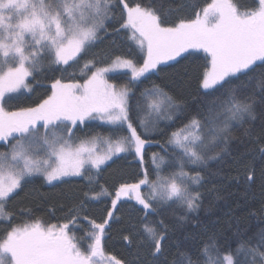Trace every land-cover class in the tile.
Segmentation results:
<instances>
[{"label":"snow or ice","instance_id":"1","mask_svg":"<svg viewBox=\"0 0 264 264\" xmlns=\"http://www.w3.org/2000/svg\"><path fill=\"white\" fill-rule=\"evenodd\" d=\"M186 7L183 0L176 5H166L165 0L134 4L127 0H0V140L8 141L11 137L14 141L9 144V151L0 152V220L9 223L0 239V264H168L165 255L168 229L162 219L160 231L148 224L143 226L148 241L146 255L150 258L147 262L139 252L130 262L106 254L103 238L122 196L134 194L145 216L160 215L170 201L187 212L197 211L201 194L191 191L189 185L200 184L204 177L200 172L192 175L183 171V165L179 173L158 176L156 181L150 182L145 171L137 183L121 184L111 201V210L99 223L89 219L83 200L71 210L69 222L63 224H44L37 218L33 222L12 225L11 213L5 208L7 200L23 188L27 178L35 175L42 176L48 184L67 182V177L83 175L86 164L99 170L113 156L133 147L143 163L144 146L148 141L133 126L129 89L117 88L104 78L117 68L131 69L132 78L136 80L158 64L175 60L190 49L206 53L210 67L203 73L201 87L204 90L226 88L224 99L209 102L204 118L193 116L171 134L168 143L181 149L189 163L201 165L208 159L230 154L229 146L233 141L254 145L246 153L251 160L238 177L242 176L246 187L256 182L257 169L252 161L259 160L264 165V0H253V5L244 12L232 0H211L194 11L191 19L181 15ZM117 8L119 26L113 31L131 30V39L141 51H146L141 66L135 65L132 59L116 56L109 66L97 67L83 83L55 79L51 83V94L34 106L17 111L4 107L5 95L29 87L27 78L33 76L44 61L49 65L71 67L70 62H78L86 55L101 39L100 31L107 34L106 21L116 20L114 10ZM90 65L95 66L94 60L86 61L84 68L90 70ZM257 77L261 78L257 83L259 91L247 92L248 84ZM232 78L239 83H234ZM141 96L147 101V107L158 114L178 107L172 97L159 88L145 90ZM136 108L138 111L141 108L140 101ZM97 116L109 124L127 125L130 133L107 140V151L103 155L87 147L89 141H81L73 147L65 138L71 137L77 122ZM164 118L171 119V115ZM232 122L242 129L239 136L233 135ZM61 125H64L62 129ZM139 125L147 134L149 125L143 119L139 120ZM155 126V123L151 125ZM57 129L64 134H58ZM209 150L214 155H206ZM157 159L154 153L153 162ZM156 166L159 168L160 164ZM259 179L264 182V166ZM141 185H149L147 196L141 193ZM107 194V190L101 188L91 196L87 192L84 196L99 200ZM81 218L90 224L91 230L78 238L71 232L70 225L75 226ZM255 237V245L252 238H248L234 252L223 256L214 238L209 237L198 256L204 258V264H264V228ZM121 240L128 248L144 247V241L138 243V237L131 231L122 234ZM84 241H90L86 247ZM241 252L245 253L244 260L237 258ZM171 264H200V260L193 259L188 252H180L179 258Z\"/></svg>","mask_w":264,"mask_h":264},{"label":"trees","instance_id":"2","mask_svg":"<svg viewBox=\"0 0 264 264\" xmlns=\"http://www.w3.org/2000/svg\"><path fill=\"white\" fill-rule=\"evenodd\" d=\"M127 2L147 3L148 0H127ZM180 2L181 0H165L166 5H176ZM183 2L187 7L181 15L191 19L194 18V11L211 0H183ZM232 3L244 12L253 5V0H232ZM114 11L116 20L106 21L107 34L101 30L99 33L101 39L97 40L78 62H70L71 67H69L49 65L44 61L38 65L33 76L29 77L28 90L24 89L5 97L4 107L9 111H17L22 107L34 106L41 98L51 94V83L55 79H62L65 83H83L97 67L108 65L116 56L132 59L135 65L141 66L146 57L145 52L141 51L136 41L131 39L132 32L129 29H122L118 33L113 31L114 27L119 26L120 16L119 8ZM88 60L95 62L94 67L90 65V70L84 68ZM209 61L210 57L206 53L194 50L184 53L175 61L160 65L156 72H150L136 80H133L129 72L110 74L109 82L130 90L129 105L133 126L136 127L137 133L148 141L144 148L143 163L138 161L133 148H130L114 156L99 170L86 168L83 175L66 178L67 182L57 181L48 184L40 175L29 177L23 188L17 190V194L12 195L5 204L6 211L12 216L11 224L33 222L37 218L44 224L69 222L71 210L82 200L85 201L84 211L89 219L102 222L107 217V211L111 210V201L121 184L137 183L143 178L145 171L150 182L156 181L158 176L169 177L173 173H179L183 165V171L192 175L200 172L204 177L200 184L189 185L191 191H198L201 194L200 208L195 212H187L178 203L170 201L160 215L145 216L143 209L132 207L135 206L134 202L124 201L114 211V218L109 221L110 227H106L103 238L105 253L130 262L139 252L147 262L150 258L146 255L148 241L145 239L143 226L148 224L160 231L161 219L168 229V247L165 253L168 264L178 259L180 252H188L193 259H199L200 264H204V258L199 257L198 253L209 241V237L214 238L221 256L234 252L240 243L248 238H252V244L255 245V234L264 228V182L259 179L260 169L264 165L259 160L252 161L257 169L258 178L251 186L246 187L242 176L238 177V174L243 172L244 165L251 160L246 153L255 146L241 145L233 141L229 146L230 154H223L220 159H208L201 165L189 163L181 149L168 143L171 134L187 124L193 116L203 119L209 102L213 100L219 102L224 99L226 88L204 90L201 87L203 73L210 67ZM232 79L234 83H239ZM243 79L247 80L246 77ZM260 79L257 77L250 82L247 92L253 89L259 91L257 83ZM154 88H159L171 96L173 103L178 107L168 109L167 112L162 111L160 114L152 112L141 94L145 90ZM137 101L141 103L139 111L136 108ZM166 115H171V119L164 118ZM140 119L149 125L147 134L139 125ZM153 123L155 127H151ZM232 125L233 135L239 136L242 129L235 122H232ZM63 127L64 125H61V129ZM259 131L257 127L256 132ZM128 135L130 133L125 125L121 127L90 121L74 128L72 136L65 138L71 139L74 144H80L81 141L106 142L109 139L115 140ZM4 151L5 148L0 146V152ZM154 153L158 157L156 163L153 162ZM206 155L212 156L214 152L209 150ZM160 157L163 158L162 161ZM157 163L160 164L159 168L156 166ZM101 188L106 189L108 194L101 196L99 200L85 198L84 193L87 192L91 196ZM8 228L9 223L0 220V239H3ZM70 228L78 238L84 237L91 230L90 224L82 218L75 226L70 225ZM129 231L144 241V247L128 248L124 245L121 236ZM88 242L90 241H84L85 247ZM237 258L244 260L245 253L241 252ZM248 259L251 260V256Z\"/></svg>","mask_w":264,"mask_h":264},{"label":"rangeland","instance_id":"3","mask_svg":"<svg viewBox=\"0 0 264 264\" xmlns=\"http://www.w3.org/2000/svg\"><path fill=\"white\" fill-rule=\"evenodd\" d=\"M130 31H131V30H130ZM137 45H138V44H137ZM189 51H194V50L190 49ZM196 51H202V50H196ZM144 52H145V55H146V51H144ZM183 54H184V53H183ZM183 54H181V55H183ZM179 57H180V56H179ZM179 57H177L176 59H178ZM176 59H175V60H176ZM175 60H169V61L162 62V63L158 64L157 67H156L155 69L150 70L149 72L145 73V74H144L143 76H141L140 78L144 77L145 75H147V74L150 73V72H156L157 69H158V67H159L160 65H163V64H166V63H169V62L175 61ZM111 63H112V62H111ZM111 63H109L108 65H105V66H101V67H107V66H109ZM118 72H129V73H131V69H127V68H117V69H114L113 71H110V72H108V73L105 74V77H104L105 80H107V82H108L109 84L115 85V84H113V83H111V82L108 81V76H109L110 74H114V73H118ZM28 79H29V77H28L27 80H26V83H27V84H28ZM116 86H117V85H116ZM117 88H123V87H121V86H117ZM24 89H25V90H28V87H27V88H20V89H19L18 91H16V92L7 93V94L5 95V97H7L8 95L13 94V93L20 92V91H22V90H24ZM129 95H130V90H129ZM90 121H96V122H99V123L104 124V125H113V124H109V123H107L105 120H102V119H100V118L97 116L96 118H91V117L86 118L85 121H84L83 123L77 122V125H76L75 127H73L72 130H73L74 128H77L79 125H82V126H83L86 122H90ZM66 123H68V122H66ZM68 125H69V127H72L70 124H68ZM125 126H127V125H125ZM43 131H44V130L41 128V134H43ZM57 132H58V134L63 135V133L60 132L58 129H57ZM71 136H72V135H71ZM66 139H69V138H66ZM11 142H14V141H12V138H11V137L9 138L8 141L0 140V146H3V147L5 148L6 151H9V144H10ZM69 143L72 144L73 147L79 145V144H74V142L71 141V139H69ZM145 145H146V144H145ZM86 146L89 147V148H93L94 151H95V153L98 154V155H103V154L107 151V147H108V145H107L106 142H98V141H91V142H89ZM144 148H145V146H144ZM133 151H134V147H133ZM122 153H124V152H122ZM134 153H135V151H134ZM119 154H121V153H119ZM119 154H117V155H119ZM135 154H136V153H135ZM40 155L43 156V152H41ZM115 156H116V155H115ZM136 156H137V155H136ZM113 157H114V156H113ZM113 157H112V158H113ZM112 158H111L110 160L106 161L105 164L108 163V162H110V161L112 160ZM137 159H138V161H140V159H139L138 156H137ZM140 162H141V161H140ZM105 164L101 165V167L104 166ZM86 168H92V167H91L90 165H87V164H86V165H85V169H86ZM74 177H76V176H74ZM67 178H70V177H67ZM65 179H66V178H65ZM54 182H57V181H54ZM130 184H132V183H130ZM149 192H150L149 185H141V193H142L143 195L147 196V195L149 194ZM124 201H131V202H134L135 206H132L134 209L137 208V207L140 208V209H142V206L139 205V204L137 203V201L134 199V194H132L131 196H122L121 199H120V201H118L117 206H118L120 203L124 202ZM138 240H139L138 242L141 241L139 237H138Z\"/></svg>","mask_w":264,"mask_h":264}]
</instances>
